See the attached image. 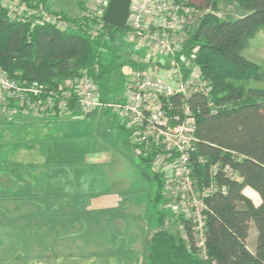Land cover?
Returning <instances> with one entry per match:
<instances>
[{"label":"trees","instance_id":"16d2710c","mask_svg":"<svg viewBox=\"0 0 264 264\" xmlns=\"http://www.w3.org/2000/svg\"><path fill=\"white\" fill-rule=\"evenodd\" d=\"M26 1L31 7L45 8L49 0ZM200 1L210 9H216L218 3ZM230 1L245 14L220 20L211 12L205 13L188 33L182 50L188 56L197 47L195 61L212 86L210 102L216 107L215 113H210L207 101L199 94L188 99L196 111L198 139L192 155L193 175L200 188L210 182L216 187L203 199L207 259L199 258L191 226L181 220L184 237L165 230L153 234L147 264H264V88L242 85L264 80V70L242 55L249 41L264 29V0ZM89 23L83 18L76 28L64 30L50 23L34 25L32 19L22 23L0 6V68L15 82L37 81L58 91L66 81L87 77L96 85L100 100L117 101L118 85L113 86L112 76L125 66H136V58L124 60L118 46L124 43L126 51L137 56L140 52L125 42L126 27L117 29L104 23L100 30L90 32ZM92 113L77 110L72 99L68 113L31 118L54 121ZM199 158L204 162H198ZM140 160L150 169L149 160ZM212 166H217L214 172ZM151 178L157 182V190L150 202L161 226L163 213L168 211L155 204L163 207V181L152 171ZM244 188L257 193L258 205L243 194ZM250 225L255 229L251 250L247 245Z\"/></svg>","mask_w":264,"mask_h":264},{"label":"built area","instance_id":"2783aa9c","mask_svg":"<svg viewBox=\"0 0 264 264\" xmlns=\"http://www.w3.org/2000/svg\"><path fill=\"white\" fill-rule=\"evenodd\" d=\"M108 1L95 0L93 8L85 12L94 31L104 24ZM0 6L10 18L22 23L32 19L34 25L50 23L60 30L75 27L41 6L31 7L26 0H0ZM204 14L184 0H131L124 40L140 55L128 74L124 101L100 100L96 85L87 77L66 81L58 91L37 81L15 82L0 68L1 116L65 114L69 112V101L74 99L76 109L82 113L117 117L134 156L149 160L150 170L162 179L163 208L174 219L191 226L200 257H205L206 251L203 199L216 187L210 182L200 188L193 175L192 155L198 139L196 111L188 99L199 94L207 101L210 113H215L216 107L210 102L212 86L195 61L197 47L188 56L182 50L187 40L183 34L191 32ZM198 162L204 160L199 158ZM216 168L212 166L211 171Z\"/></svg>","mask_w":264,"mask_h":264},{"label":"crops","instance_id":"0c3cea01","mask_svg":"<svg viewBox=\"0 0 264 264\" xmlns=\"http://www.w3.org/2000/svg\"><path fill=\"white\" fill-rule=\"evenodd\" d=\"M126 81L127 78L121 88L115 87L117 101H124ZM99 119L117 133L124 131L125 139L120 142L121 136H117V144L128 145L127 133L117 117L105 113ZM54 121H47L48 124L43 126L37 124L44 130L29 132V137H24L31 141L21 142L20 146L10 148L9 153L0 146V250L4 251L10 240L8 247L14 251L12 256L24 254L29 260L27 264L68 263H63L64 260L84 264L79 259L99 257L103 255L101 250L104 254L119 249L128 251V244H112L117 230L116 223L111 222L117 217V212L112 209L116 187L108 194H102L94 189V180L90 177L94 172L91 166L106 165L111 161L97 154L95 161L86 157L79 168L67 154L63 157L57 150L39 148L32 141L55 139L52 131L47 130L54 128L50 124ZM131 153L135 157L132 150ZM23 156L28 157L24 160ZM131 157L128 156V160L133 161ZM23 190H27L26 194ZM243 194L257 205L260 203L252 189L244 188ZM104 201L107 203L102 207ZM251 229L252 225L248 238ZM5 232L9 234L7 237ZM91 234L98 235V244H93ZM90 243L91 248H86Z\"/></svg>","mask_w":264,"mask_h":264},{"label":"rangeland","instance_id":"374dc122","mask_svg":"<svg viewBox=\"0 0 264 264\" xmlns=\"http://www.w3.org/2000/svg\"><path fill=\"white\" fill-rule=\"evenodd\" d=\"M94 2L95 0H49L44 9L56 14L61 21L65 20L67 25L70 24L71 27H76L79 26L78 22L82 21L83 18H87L85 12L93 8ZM190 4L201 13L211 12L220 20L236 19L245 14V11L235 1L230 0H218L216 9L203 7L200 0H191ZM88 27L90 32L95 30L93 24H88ZM183 36L188 38V34L186 33ZM118 47L124 60H133L135 58L137 60L138 56L136 54L126 51L127 48L124 43H120ZM131 49L134 52L138 50L134 46ZM242 55L244 59L264 70V29L259 31L249 41ZM130 69L131 67L128 65L117 70L112 76L113 86H122L121 84L128 77ZM242 85L244 88H264V80H250L242 83ZM103 114L92 113L89 116H64L58 121L50 123L54 126L53 129H47L50 132L52 131L54 140L46 139L32 142H36L37 146L41 149L47 147L49 150H57L63 157H66L64 154H67V157L69 156L75 160L74 165L79 166V168L83 165L86 157L93 158V161H95L94 156L97 154L101 158L103 157L109 159L107 161H111L106 165L91 166L94 172L90 177L94 180V189L100 191L102 194H108L109 191H112L116 187L114 189L116 193L115 207L112 209L117 212V217L111 219V222L116 223L117 230L115 241L112 240V244L117 243L120 246L128 244V251L118 248L119 250L117 251L111 253L107 251L104 254V251L101 250L103 255L99 257L79 260H83L84 264H147L148 248L153 234L158 230H165L176 237H184L182 234L183 224L181 220L174 219L169 212L163 213L162 224L161 226L158 224L155 206L150 202V199L154 197L157 190V182L151 178L150 169L139 158L132 156L129 145L125 143L122 145L117 144V136H121V142L125 139V132L118 131L117 133L112 130V127L104 124L99 119ZM109 115L114 117L113 114ZM46 122L47 120L40 122L35 120V118L33 119L24 115H0V146H3L5 152H8L10 148L20 146L19 144L23 141H31L30 139L26 140L24 136L29 137L30 133L41 132L44 128L40 127L39 129L37 124L43 126L44 123L48 124ZM18 133H21V135ZM127 149L130 150V155ZM128 156H132L131 159L133 158V161L128 160ZM27 157L23 156V159L26 160ZM100 161L102 162V160ZM22 192L26 194L27 190H23ZM106 203L104 201L102 207ZM252 203L257 205L255 202ZM155 205L158 209L163 208L161 203ZM5 235L7 237L9 234L5 232ZM89 237L94 238L93 244L99 243L98 235L91 234ZM9 244H11L10 240L8 241ZM91 244L90 246L87 245L86 248H91ZM8 245L4 251L3 249L0 250V264H27L29 260H27L25 255L12 256L14 251H10ZM247 245L250 249H254L255 229L253 225L247 239ZM69 252L71 254L72 251L69 250ZM204 256H199V258L206 260V251ZM66 261H68L66 264H74L71 260H64L63 263ZM28 263L30 264V262ZM56 264H62V261Z\"/></svg>","mask_w":264,"mask_h":264},{"label":"water","instance_id":"95a60500","mask_svg":"<svg viewBox=\"0 0 264 264\" xmlns=\"http://www.w3.org/2000/svg\"><path fill=\"white\" fill-rule=\"evenodd\" d=\"M131 0H109L102 21L114 28L123 29L129 14Z\"/></svg>","mask_w":264,"mask_h":264}]
</instances>
